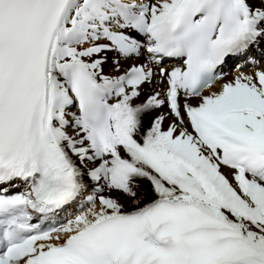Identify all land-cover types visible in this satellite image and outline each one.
Returning <instances> with one entry per match:
<instances>
[{"label":"snow or ice","instance_id":"6c2138e0","mask_svg":"<svg viewBox=\"0 0 264 264\" xmlns=\"http://www.w3.org/2000/svg\"><path fill=\"white\" fill-rule=\"evenodd\" d=\"M262 63L264 0H0V264H264Z\"/></svg>","mask_w":264,"mask_h":264},{"label":"bare ground","instance_id":"6f19581e","mask_svg":"<svg viewBox=\"0 0 264 264\" xmlns=\"http://www.w3.org/2000/svg\"><path fill=\"white\" fill-rule=\"evenodd\" d=\"M111 55H112V54H109V65L106 66V69H105L106 72H110V71H111ZM176 65H177V64H176ZM167 66H168V67H172L173 65L168 64ZM261 67H264V63L261 64ZM240 71H241V72H245V73H254V72L256 71V69L253 68V67H251V66H246L245 68H243V69L240 70ZM234 74H238V73H235V72H233V73H229V75L226 77V79H227V80H231V79L233 78V75H234ZM221 83H222V82H218V84L216 85V87H212V88L206 90L204 94H205V95H208V94H210V93L213 92V91H219V90H220V87H221ZM104 194L107 195L108 193L106 192V193H104Z\"/></svg>","mask_w":264,"mask_h":264}]
</instances>
